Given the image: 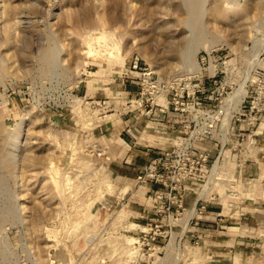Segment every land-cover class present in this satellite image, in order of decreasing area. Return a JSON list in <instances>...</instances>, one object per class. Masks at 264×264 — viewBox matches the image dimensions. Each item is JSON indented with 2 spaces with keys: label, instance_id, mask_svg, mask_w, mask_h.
<instances>
[{
  "label": "rangeland",
  "instance_id": "1",
  "mask_svg": "<svg viewBox=\"0 0 264 264\" xmlns=\"http://www.w3.org/2000/svg\"><path fill=\"white\" fill-rule=\"evenodd\" d=\"M104 1L123 25L104 28L96 0H0V264H264V5ZM57 49L68 75L44 71ZM133 59L163 80L158 105L138 99ZM139 126L192 142L207 171L159 199L123 176L119 136Z\"/></svg>",
  "mask_w": 264,
  "mask_h": 264
},
{
  "label": "built area",
  "instance_id": "2",
  "mask_svg": "<svg viewBox=\"0 0 264 264\" xmlns=\"http://www.w3.org/2000/svg\"><path fill=\"white\" fill-rule=\"evenodd\" d=\"M127 74L131 79L138 78L137 97L141 103L148 102L151 107L159 104L158 100L165 92L160 77L155 76L146 66L142 68L138 59L130 61ZM257 103L258 100L254 99L252 107L256 108ZM151 152L147 164L136 175V179L140 183L153 185L152 191L158 199L163 198L165 193L177 192L198 171H207L209 167L210 156L204 152L196 153L189 141L175 142L166 148L152 149Z\"/></svg>",
  "mask_w": 264,
  "mask_h": 264
},
{
  "label": "bare ground",
  "instance_id": "3",
  "mask_svg": "<svg viewBox=\"0 0 264 264\" xmlns=\"http://www.w3.org/2000/svg\"><path fill=\"white\" fill-rule=\"evenodd\" d=\"M49 2V1H48ZM96 15H97V19H98V22H100L102 25H103V27L104 28H106V27H108V26H112V25H115L116 26V28H117V26H118V24L120 25L121 23H119L120 22V19H119V17L116 15V14H114V16H113V13L112 14H110L111 16H113L112 18H108V17H105L106 15L104 14V12H105V9H104V12H102V10L100 11V10H98L99 8H98V6L100 7V5H103V7L105 6L104 4H103V2L105 3V1L104 0H96ZM251 2H252V0H249V1H247L246 2V4H245V10H246V12H248V13H250V11H252L253 10V5L251 4ZM101 3V4H100ZM109 3V2H108ZM229 3V2H228ZM233 3H237V4H239V2L238 1H235V2H233ZM134 4V3H133ZM133 4H130V8H129V11H130V14H131V16H132V13H131V11H132V6H133ZM5 5V7H6V3L4 4ZM118 5V4H117ZM264 5V0H256V5H255V8H256V10H254L252 13H251V18H252V16H257V15H259L261 12V10H260V8L262 7ZM229 6H233V4H230ZM4 8V7H3ZM73 8V7H72ZM101 8V7H100ZM8 9V8H7ZM47 9V8H46ZM102 9V8H101ZM131 9V10H130ZM5 10H6V8H5ZM4 10V11H5ZM69 10V9H68ZM4 11H2V12H4ZM74 11V10H73ZM115 11V10H114ZM128 11V10H127ZM116 13V12H115ZM129 13V12H128ZM133 13H134V10H133ZM247 13V14H248ZM263 13H264V11H263ZM121 14V13H120ZM2 15V14H1ZM50 15V14H49ZM108 15V14H107ZM122 15V14H121ZM250 15V14H249ZM77 16V15H76ZM263 16V15H262ZM122 17V16H121ZM249 17V16H248ZM72 18V17H71ZM75 18V17H74ZM73 19V18H72ZM82 19V18H81ZM77 20H79V19H77ZM263 21V20H262ZM83 23H87V24H90V23H92V17L90 16V15H85L84 16V18H83ZM123 23V22H122ZM85 25V24H84ZM121 25H123V24H121ZM85 27H88V26H85ZM114 27V26H113ZM120 27V26H119ZM122 28V27H121ZM115 29V28H114ZM105 31H106V29L103 31V33H105ZM87 36H89V34H87ZM98 37H100V36H98ZM85 38V37H84ZM3 39V38H2ZM260 42V41H259ZM261 43H262V41H261ZM190 44V46H188V51H187V49H185V51L186 52H190V51H192L194 48H193V43H191V41L188 43V45ZM92 45V44H91ZM91 45H89V47L86 49V50H84L83 51V62L85 63H87V61H88V56H90L91 55V52H92V49H91ZM1 46V45H0ZM208 47V49H210L211 48V46H207ZM257 47V46H256ZM193 48V49H192ZM212 49V48H211ZM210 49V50H211ZM254 49V48H253ZM209 50V51H210ZM260 50V49H259ZM258 50V52H256V54H254L255 55V57H254V61H256L257 63H259V64H264V62L261 60V57H260V51ZM82 52V51H81ZM6 53V52H5ZM7 54V53H6ZM60 54H61V50L60 49H57V50H55V52H53V51H49V52H44L42 55H41V59H42V65H43V67H44V71L45 72H50V73H54V75L56 74V73H61L62 75H68V73H65L64 72V70H58V68H57V66H59V62H60ZM193 54H195V53H193ZM193 54L191 55V64L193 65V68H195V70L197 71V70H199L200 68H201V64L199 63V62H197V60H195V58H194V56H193ZM8 55V54H7ZM7 55H5V56H7ZM8 57V56H7ZM124 57V56H123ZM10 58H11V56H10ZM8 59V58H7ZM81 61V60H80ZM186 61V60H185ZM2 66V65H1ZM80 65H78V68H77V70H76V74H77V78H76V81H79L81 78H80V74H81V69H80V67H79ZM57 75V74H56ZM244 83V82H243ZM247 92H248V89H247V86L245 85H242L237 91H235L233 94H232V96H231V98H230V100H229V104H228V106H227V114H228V112H229V116L227 117L226 115H225V117L227 118V121H225L226 122V124H227V130L229 129V127H230V119L232 118V115L230 114L231 112H230V110L231 109H233V110H235V111H240V109H241V103L244 101V98H245V96H246V94H247ZM29 112V111H28ZM224 117V118H225ZM227 133V132H226ZM225 137H226V135H225ZM227 138V137H226ZM215 167V166H214ZM215 170V169H214ZM216 172L217 173H219V169L218 170H216ZM216 172H212V173H214V174H216ZM210 180V179H209ZM207 184V183H206ZM111 186V185H110ZM207 189H208V187H207ZM207 191V190H206ZM20 196V195H19ZM123 213V212H122ZM133 225V224H132ZM186 225V224H185ZM132 240L133 239H135V237H130Z\"/></svg>",
  "mask_w": 264,
  "mask_h": 264
},
{
  "label": "crops",
  "instance_id": "4",
  "mask_svg": "<svg viewBox=\"0 0 264 264\" xmlns=\"http://www.w3.org/2000/svg\"><path fill=\"white\" fill-rule=\"evenodd\" d=\"M130 81L133 82V80ZM131 82L128 83L130 84ZM128 83L125 84L126 87L129 86ZM151 130L146 127L143 129L142 126H139V128H136L137 134L133 133L135 139H129L126 134L119 136L118 143L123 149L118 153L122 161L120 160L121 163L118 161L120 164L118 163L119 166L117 167L121 170L123 176L135 177L147 164L152 149L166 147V141L170 139L169 136L156 130H153L156 132L154 133ZM111 147L109 150H111ZM114 152H111L113 157L111 162L115 161V157H118Z\"/></svg>",
  "mask_w": 264,
  "mask_h": 264
}]
</instances>
